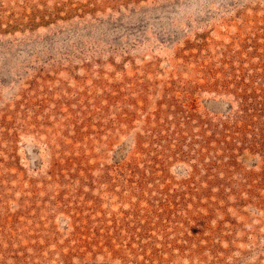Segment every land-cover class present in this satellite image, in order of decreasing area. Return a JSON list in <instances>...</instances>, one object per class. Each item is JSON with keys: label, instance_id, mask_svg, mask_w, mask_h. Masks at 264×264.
Wrapping results in <instances>:
<instances>
[{"label": "rangeland", "instance_id": "obj_1", "mask_svg": "<svg viewBox=\"0 0 264 264\" xmlns=\"http://www.w3.org/2000/svg\"><path fill=\"white\" fill-rule=\"evenodd\" d=\"M0 264H264V0H0Z\"/></svg>", "mask_w": 264, "mask_h": 264}]
</instances>
